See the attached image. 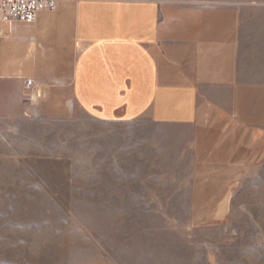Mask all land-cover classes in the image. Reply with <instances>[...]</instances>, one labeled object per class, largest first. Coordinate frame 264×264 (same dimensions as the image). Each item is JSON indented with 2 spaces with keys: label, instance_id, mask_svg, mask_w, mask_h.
I'll return each instance as SVG.
<instances>
[{
  "label": "rangeland",
  "instance_id": "obj_1",
  "mask_svg": "<svg viewBox=\"0 0 264 264\" xmlns=\"http://www.w3.org/2000/svg\"><path fill=\"white\" fill-rule=\"evenodd\" d=\"M181 1L234 22L241 106L177 154L72 102L0 123V264H264V0Z\"/></svg>",
  "mask_w": 264,
  "mask_h": 264
},
{
  "label": "crops",
  "instance_id": "obj_2",
  "mask_svg": "<svg viewBox=\"0 0 264 264\" xmlns=\"http://www.w3.org/2000/svg\"><path fill=\"white\" fill-rule=\"evenodd\" d=\"M54 1L30 23L0 22V123L72 102L109 125L148 122L153 154L157 127L187 130L164 138L177 154L176 143L204 139L212 115L241 106L245 70L226 13L181 0Z\"/></svg>",
  "mask_w": 264,
  "mask_h": 264
},
{
  "label": "built area",
  "instance_id": "obj_3",
  "mask_svg": "<svg viewBox=\"0 0 264 264\" xmlns=\"http://www.w3.org/2000/svg\"><path fill=\"white\" fill-rule=\"evenodd\" d=\"M54 0H0V22L30 23L42 10H53ZM2 38L0 36V42ZM27 84H30L28 81Z\"/></svg>",
  "mask_w": 264,
  "mask_h": 264
}]
</instances>
